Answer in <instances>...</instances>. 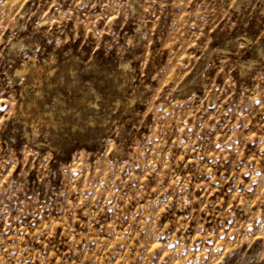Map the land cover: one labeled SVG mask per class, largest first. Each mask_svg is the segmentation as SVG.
I'll return each mask as SVG.
<instances>
[{"label": "rangeland", "instance_id": "1", "mask_svg": "<svg viewBox=\"0 0 264 264\" xmlns=\"http://www.w3.org/2000/svg\"><path fill=\"white\" fill-rule=\"evenodd\" d=\"M0 264H264V0H0Z\"/></svg>", "mask_w": 264, "mask_h": 264}, {"label": "bare ground", "instance_id": "2", "mask_svg": "<svg viewBox=\"0 0 264 264\" xmlns=\"http://www.w3.org/2000/svg\"><path fill=\"white\" fill-rule=\"evenodd\" d=\"M18 72V71H17Z\"/></svg>", "mask_w": 264, "mask_h": 264}]
</instances>
